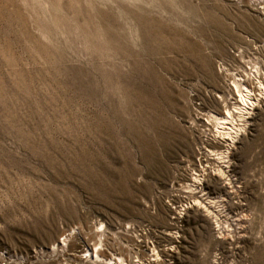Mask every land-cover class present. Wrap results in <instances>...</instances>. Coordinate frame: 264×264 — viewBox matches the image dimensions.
<instances>
[{
  "label": "rangeland",
  "instance_id": "rangeland-1",
  "mask_svg": "<svg viewBox=\"0 0 264 264\" xmlns=\"http://www.w3.org/2000/svg\"><path fill=\"white\" fill-rule=\"evenodd\" d=\"M252 58L264 0H0V263L264 264V96L209 118Z\"/></svg>",
  "mask_w": 264,
  "mask_h": 264
},
{
  "label": "bare ground",
  "instance_id": "bare-ground-1",
  "mask_svg": "<svg viewBox=\"0 0 264 264\" xmlns=\"http://www.w3.org/2000/svg\"><path fill=\"white\" fill-rule=\"evenodd\" d=\"M244 57L245 56L242 54L241 58ZM248 64H251L249 71H246V69H242L243 73L236 71L233 75L232 88L233 91H235V96L232 97V108H225V110L221 113L217 112L211 113L209 115V118L211 119L210 121L213 120L214 127L216 128V136L220 139L233 140L234 137L237 136L238 132L242 130V125L246 121V118L249 116V113L251 112L250 110L253 109L259 98L264 96V69L260 66L259 62L253 58L249 59ZM226 70L228 71V69ZM250 74L255 81H248L246 79V77ZM254 83H256L255 87L257 89V92H255ZM214 154H216V158L225 160L228 157V150L216 151L214 152ZM194 173L195 176L193 182H199V173H197L196 171H194ZM192 186L195 187H191V185L188 187L195 190L198 187V185L195 183H192ZM72 233L73 231H68L58 243H53L50 247L39 248L38 250H35V256H52L56 252L63 250V247H65L66 245V241H68ZM88 255L94 261L103 259L107 264L124 263L123 259L120 256L111 257L108 259V253L98 248H94L88 253Z\"/></svg>",
  "mask_w": 264,
  "mask_h": 264
},
{
  "label": "built area",
  "instance_id": "built-area-1",
  "mask_svg": "<svg viewBox=\"0 0 264 264\" xmlns=\"http://www.w3.org/2000/svg\"><path fill=\"white\" fill-rule=\"evenodd\" d=\"M0 264H6V263H5V261H1V263H0Z\"/></svg>",
  "mask_w": 264,
  "mask_h": 264
}]
</instances>
